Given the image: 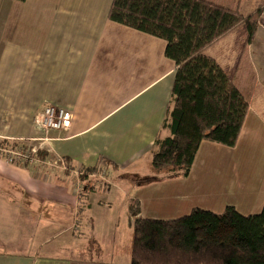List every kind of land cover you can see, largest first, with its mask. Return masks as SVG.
<instances>
[{"label": "crops", "instance_id": "0c3cea01", "mask_svg": "<svg viewBox=\"0 0 264 264\" xmlns=\"http://www.w3.org/2000/svg\"><path fill=\"white\" fill-rule=\"evenodd\" d=\"M112 1L0 0V140L37 145L43 133L35 119L46 106L73 117L71 128L51 132L48 143L71 172L35 173L0 157V264H108L99 260L89 212L113 204L109 193L92 201L97 178L101 189L113 186L122 194L127 210L138 201L141 219L175 220L193 209L221 214L233 208L242 216L262 210L264 9L249 43L250 33L239 27L204 52L248 103L235 146L202 142L189 176L166 178L152 172L150 159L155 141L168 136L162 126L175 65L165 58L162 40L108 20ZM204 1L243 17L264 4ZM92 169L95 174H83ZM43 207L55 228L41 227L38 250L20 255L11 246L20 219L26 226Z\"/></svg>", "mask_w": 264, "mask_h": 264}, {"label": "trees", "instance_id": "16d2710c", "mask_svg": "<svg viewBox=\"0 0 264 264\" xmlns=\"http://www.w3.org/2000/svg\"><path fill=\"white\" fill-rule=\"evenodd\" d=\"M263 9L264 4L243 17L204 0L112 1L108 20L162 40L165 58L175 65L162 126L168 136L155 141L150 159L154 174L187 178L202 142L235 146L248 103L204 52L239 27L250 33L249 43ZM128 212L129 264H264V204L257 215L242 216L233 208L221 214L193 209L187 216L162 221L138 218L135 200Z\"/></svg>", "mask_w": 264, "mask_h": 264}, {"label": "rangeland", "instance_id": "374dc122", "mask_svg": "<svg viewBox=\"0 0 264 264\" xmlns=\"http://www.w3.org/2000/svg\"><path fill=\"white\" fill-rule=\"evenodd\" d=\"M1 142H3V144ZM27 146L28 144L21 143L19 141L11 142L0 140V147L7 149L9 148L10 150L14 149L13 151L20 152V147ZM35 156L37 159H46V157H48V153H46L44 150H40L39 153H36ZM29 167L28 168L35 173L49 174L44 173L45 171L42 172L43 169H40V171H35L33 170V167ZM49 175L57 176L58 174L52 173ZM94 182L97 185V190L96 192H94V194H90L92 201L96 202L101 198L106 199L107 193H109L108 198L113 204L111 206H105L104 209H97L94 206L93 210L89 212V214L95 221V233L97 238L99 239L98 244L101 246L99 260L111 264L113 261H115L114 258H116V260L119 261L118 264H128L132 241V223L130 222L131 217L129 216L127 208L121 206V204L123 203V196H121L122 194H119V192L113 186H110L109 192H107V190H103L104 183L98 178ZM99 183H101V185ZM121 190L124 193L126 192L124 189ZM47 209L48 208L43 209V215H41L38 211L32 212L31 216H29V219H27L26 226L22 225L23 219H20V226L18 228L19 235L16 240L17 242L15 241L11 244V246H18L17 251L20 255L35 253L38 250L40 245V238L39 235L36 234V232L41 227L55 228L54 225H50L48 223V220L46 218ZM60 244L63 245V243ZM117 254L119 255L118 257H116Z\"/></svg>", "mask_w": 264, "mask_h": 264}, {"label": "built area", "instance_id": "2783aa9c", "mask_svg": "<svg viewBox=\"0 0 264 264\" xmlns=\"http://www.w3.org/2000/svg\"><path fill=\"white\" fill-rule=\"evenodd\" d=\"M72 114L64 109H60L54 106H46L42 113L35 119V124L43 133V137L36 139L37 145L29 144L25 141H19L21 143L28 144L27 147H20L18 151L10 150L9 148L0 147V157L10 164L20 165L24 167H33V170L62 175L71 172L73 169L67 164V162L53 154V151L48 148V143L51 141L50 133L66 132L72 125ZM40 150H44L48 153L46 159H37L36 153ZM30 168V167H29ZM75 176L79 178V174L75 172ZM79 183L76 184V193L79 192Z\"/></svg>", "mask_w": 264, "mask_h": 264}]
</instances>
